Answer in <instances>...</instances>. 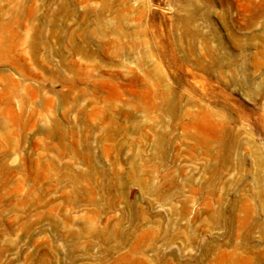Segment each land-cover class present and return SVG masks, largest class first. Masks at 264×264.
Instances as JSON below:
<instances>
[{
	"label": "rangeland",
	"instance_id": "obj_1",
	"mask_svg": "<svg viewBox=\"0 0 264 264\" xmlns=\"http://www.w3.org/2000/svg\"><path fill=\"white\" fill-rule=\"evenodd\" d=\"M0 264H264V0H0Z\"/></svg>",
	"mask_w": 264,
	"mask_h": 264
}]
</instances>
